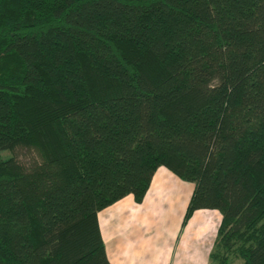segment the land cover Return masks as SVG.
<instances>
[{
    "label": "trees",
    "instance_id": "trees-1",
    "mask_svg": "<svg viewBox=\"0 0 264 264\" xmlns=\"http://www.w3.org/2000/svg\"><path fill=\"white\" fill-rule=\"evenodd\" d=\"M0 264H110L97 213L163 166L264 264V0H0Z\"/></svg>",
    "mask_w": 264,
    "mask_h": 264
},
{
    "label": "crops",
    "instance_id": "crops-1",
    "mask_svg": "<svg viewBox=\"0 0 264 264\" xmlns=\"http://www.w3.org/2000/svg\"><path fill=\"white\" fill-rule=\"evenodd\" d=\"M178 183L183 187L186 182L158 166L140 202L126 195L97 213L105 256L110 264H180L182 259L191 264L208 263L209 242L203 240L215 234L212 224L217 226L220 214L217 210L196 209L182 224L192 188L189 185L185 196L181 194L176 199L175 195L179 194L172 193L169 186ZM162 229L165 232L159 238ZM177 250L180 255L174 259Z\"/></svg>",
    "mask_w": 264,
    "mask_h": 264
},
{
    "label": "rangeland",
    "instance_id": "rangeland-1",
    "mask_svg": "<svg viewBox=\"0 0 264 264\" xmlns=\"http://www.w3.org/2000/svg\"><path fill=\"white\" fill-rule=\"evenodd\" d=\"M0 156L2 158H13L16 160V162L19 164V166L22 168L23 171H30V169L32 167H34L36 164L41 162V155L38 153V151L33 148V147H28V146H21V145H16L12 150H5V151H1L0 152ZM178 178V177H177ZM186 183H184L185 185L183 187L179 186V183L176 185H173L172 187L169 186V188L171 189L172 193H177L178 195H175V198L179 199L180 195L183 194L185 196V194L187 193V191L189 190V185L191 186V188H193V183L190 182V184L188 183L189 181H185ZM192 191V190H191ZM218 225V224H217ZM213 227V232H214V228L216 230V226H214V224H212ZM165 231L162 229L160 230V232L158 233V237L163 238V233ZM155 238H157V232L155 230H153L152 233ZM214 233L209 234L208 237H206L203 242H209V244H207L208 249L210 251L211 249V245H212V241L213 238L215 236V234L211 237V235ZM193 244L190 246L191 249H193ZM203 252V247L202 250ZM168 253H170V249L167 252V257H168ZM164 253L161 252V255H163ZM209 254V253H208ZM170 255V254H169ZM179 251L177 250V252L174 255V259H178L179 258ZM230 261L228 264H238L239 263V259L236 258V256H230ZM180 264H191L190 262H186L185 260H181ZM207 264H215V263H211L209 261L208 258V263Z\"/></svg>",
    "mask_w": 264,
    "mask_h": 264
}]
</instances>
